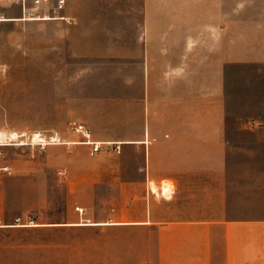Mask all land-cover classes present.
<instances>
[{
	"label": "crops",
	"instance_id": "crops-1",
	"mask_svg": "<svg viewBox=\"0 0 264 264\" xmlns=\"http://www.w3.org/2000/svg\"><path fill=\"white\" fill-rule=\"evenodd\" d=\"M75 2L4 8L0 30L45 31L13 106L46 123L0 146V264L52 261L56 231L87 227L141 233L145 264H264V0Z\"/></svg>",
	"mask_w": 264,
	"mask_h": 264
},
{
	"label": "rangeland",
	"instance_id": "rangeland-1",
	"mask_svg": "<svg viewBox=\"0 0 264 264\" xmlns=\"http://www.w3.org/2000/svg\"><path fill=\"white\" fill-rule=\"evenodd\" d=\"M69 1L76 3L75 0ZM3 3L6 4V0H3ZM17 13L19 16L20 10H17ZM9 14L11 15V13ZM7 25L6 29L0 30V101L9 105L10 112L6 117H1L0 122L1 124L4 122V126L9 128L12 133L20 129H24V132H28L33 128L44 129L46 123L44 116L29 117L28 115L25 117L26 115H22L20 111L14 110L13 101L16 99L14 83L18 81L17 78H19L20 74V57L27 59L30 56H36L29 53L19 54L20 46H28L31 44L30 41H34V45L44 46L46 41L45 31L36 29L24 30L13 23ZM0 134H2L0 146L25 144L20 139L24 135L20 136L18 134L19 137L11 141L9 134H6V132H0ZM41 140L43 141L40 136ZM12 153L13 151L11 150V157H13ZM62 193V190L54 191L55 206L52 212L53 222L55 223L60 222L61 219L62 207L60 203L63 199ZM94 214L95 210L91 207L86 218L91 219L92 222L80 223L79 225H96L94 223ZM45 220L44 217L42 221L45 222ZM141 239V233L126 231L111 233L92 227L56 231L54 233L55 243L52 261L49 260L48 250L47 261L39 259L37 262L17 264H145L143 260L145 256L141 254V246L139 245ZM38 257H45V251L39 254Z\"/></svg>",
	"mask_w": 264,
	"mask_h": 264
},
{
	"label": "built area",
	"instance_id": "built-area-1",
	"mask_svg": "<svg viewBox=\"0 0 264 264\" xmlns=\"http://www.w3.org/2000/svg\"><path fill=\"white\" fill-rule=\"evenodd\" d=\"M6 2L7 3L5 5L3 0H0V22L11 20L5 19L4 8L6 7L11 9L20 8L22 20L31 21L36 19H45L46 15L61 11L65 5V0H6ZM75 131L82 134L85 139H89L88 136H86L87 131L83 125L77 126ZM33 142L34 136L31 137V143ZM87 143L92 146L91 155H95L101 151H109L113 146L109 143H91L88 141ZM77 210L81 213L80 209Z\"/></svg>",
	"mask_w": 264,
	"mask_h": 264
},
{
	"label": "bare ground",
	"instance_id": "bare-ground-1",
	"mask_svg": "<svg viewBox=\"0 0 264 264\" xmlns=\"http://www.w3.org/2000/svg\"><path fill=\"white\" fill-rule=\"evenodd\" d=\"M1 135L2 134H0V137H1ZM9 137H10V140L11 141H13V140H15L17 137H19V135L17 134V133H12V134H9ZM37 141H39V143L40 142H42V140L40 141V135L39 134H36V135H34V142H37ZM57 142V141H56ZM20 143H22V142H20ZM38 143V144H39ZM0 144H1V141H0ZM23 145V144H22ZM154 190H155V192H156V189L154 188ZM167 193V192H166Z\"/></svg>",
	"mask_w": 264,
	"mask_h": 264
}]
</instances>
